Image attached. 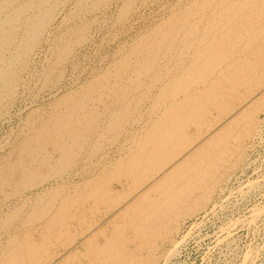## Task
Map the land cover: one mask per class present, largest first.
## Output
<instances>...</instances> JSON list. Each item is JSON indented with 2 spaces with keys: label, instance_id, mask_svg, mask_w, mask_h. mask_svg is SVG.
<instances>
[{
  "label": "rangeland",
  "instance_id": "obj_1",
  "mask_svg": "<svg viewBox=\"0 0 264 264\" xmlns=\"http://www.w3.org/2000/svg\"><path fill=\"white\" fill-rule=\"evenodd\" d=\"M42 1L11 0L0 12V27L12 34L3 60L15 73V83L0 94V264H146L142 259L150 252L160 256L153 264H264V109L256 104L241 154L217 160L218 167H230L203 209L176 222L166 237L153 226L135 233L138 222H125L128 212L119 211L151 177L264 88V80L250 91L242 82L225 96L227 112L209 104L201 119V112L189 120L180 116L184 131L175 135L177 143L155 151L139 184L124 177L136 153L154 150L150 141L161 136L157 123L181 105L170 107L182 96L186 71H194L201 32L229 16L231 0ZM23 5L26 10L8 25L5 17ZM41 15L48 18L43 25ZM25 39L30 44L23 53ZM28 147L32 155L23 151ZM17 189L21 194H14ZM200 192L189 190V199ZM28 242L34 248L22 250ZM168 248L176 253L166 260Z\"/></svg>",
  "mask_w": 264,
  "mask_h": 264
},
{
  "label": "bare ground",
  "instance_id": "obj_2",
  "mask_svg": "<svg viewBox=\"0 0 264 264\" xmlns=\"http://www.w3.org/2000/svg\"><path fill=\"white\" fill-rule=\"evenodd\" d=\"M44 1H42V2H44ZM222 1H224V0H222ZM260 1L261 0H231L230 1L231 2V5H230L231 12L229 13V16L224 18L225 15H223L221 19L219 18L220 19V20H218L219 22H216L215 24H213L214 26L212 29L208 28L209 30H207L203 34L201 32V39L202 40H200V41H202L201 42L202 46L195 53L194 57H192L193 60H195V64H194V68H193L194 71L191 72V70L189 69L193 66V64H190L186 67V69H189V70H187V71L183 70V72L186 71L187 74L184 76L183 83L179 84V87H182L181 90L182 89L183 90L178 91V93H180L182 96L180 97V99L174 100L173 101L174 104L172 103V105L170 107H173L172 110H174L175 105H180V104L181 105L176 108L177 111L175 113L172 112L170 118L168 117V119L167 118L165 119L164 123H161V124H160V122L157 123L156 128L159 130L161 136L158 137V139L155 137H153V139H151V141H150L152 143L151 146H153L154 150L151 152H148V150H150V149H147L145 147L146 149L144 148L145 150L143 152L136 153L131 158V163L129 165L127 164L128 165V171L124 177L127 176L129 179L133 178L135 185L139 184L138 181L140 179H142V175H143L144 170L146 168L147 161H148V163H150V162L154 163L153 161L155 159V157H154L155 151L158 152V151L164 149L166 147V145L170 142L178 141V140H175L177 138V136H175V135H177L180 131H181L180 133L183 134L182 133L183 126L181 127L179 125V123L181 122L180 116L187 115L188 116L187 120H189L193 117H196L198 115L197 114L198 112H201L199 115V117L201 119L202 115L208 111V108H209L208 105L209 104H211L213 107L215 106V107L220 108L222 112H227L231 106L228 104L229 102L224 103L225 102L224 100H226L225 96L228 95L229 92H232V90L234 89V86L245 83L246 90L250 91V89H252L251 87H254V86L258 87L259 84L261 85L260 82L262 80H264V4L262 6H261V4L264 2V0H262V2L259 3ZM10 3H11V0H0V12L4 8L8 7V5ZM222 3H224V2H222ZM236 3H238V4L235 5ZM37 4L38 3H36L35 5H37ZM45 5H46V3H45ZM55 5H56V3H55ZM224 5H225V3H224ZM39 6H40V4H39ZM36 8H38V7H36ZM47 9H49V8H47ZM219 9H221V8H219ZM225 9L223 8V10H225ZM261 9H262V11H260ZM24 10H26L25 5H23V7L21 6L19 9L17 8L12 14H10V15L7 14L8 16L5 17L6 18L5 21H7V24L11 25L12 19L15 16H19L20 14H22V12ZM182 11H184V10H182ZM219 12H220V10H219ZM38 15H40V14H38ZM44 15H45V13H44ZM41 17H42V15H41ZM217 17H218V15H217ZM42 18L36 17V21L37 20L38 21L43 20V22H42V25H43V23L45 24V22L48 18H46V16L45 17L43 16ZM215 18H214V20L217 19V18L216 19ZM193 22L195 23L194 20H193ZM17 26H19V25H17ZM191 26H192V29L197 27V25H194V24H192ZM245 27H248V29L246 30ZM70 28H72V27H70ZM8 29H6L5 26L0 27V94H2L4 90L7 91V89L9 87H11V85H10L11 81H13V78L15 76V73L13 71H11V69H10V63L5 62L3 60L4 59L3 58V51H5L3 49L4 43L8 42L9 40H12V39H10V36H12V34H10L11 29L10 30H8ZM220 29L223 30L221 33L219 32ZM163 31H165V30H163ZM34 32H36V31H34ZM79 32L77 34H79ZM75 33H76V31H75ZM191 34H192V32H191ZM7 39H9V40H7ZM146 39H147V37H146ZM198 40H199V37H198ZM178 42H179V40H178ZM29 44H30V41L28 39H25L24 43L21 44L22 45L21 51H23V53ZM194 45H196V44H194ZM197 48H198V44H197L196 49ZM65 49H67V48H65ZM62 51L64 54L65 51L64 50H62ZM190 57H188V58H190ZM185 60H186V58H185ZM180 63L178 62L179 65H180ZM184 65H185V63H184ZM177 75H179V74H177ZM160 82H162V81H160ZM13 83H15V82L13 81ZM199 84H203V85H199ZM163 90H164V88H163ZM76 97H78V96H76ZM231 97L232 96H230L229 99H231ZM233 98H235V97H233ZM206 103H207L206 107L203 108ZM158 104H160V103H158ZM241 104L242 105L237 109V111L233 112L231 115L229 114L230 116L227 117V120H225V119H224L225 121L223 120V123H224L223 125L213 129L210 132L208 131L207 136L206 137L204 136L203 140L198 142V143H200L199 145L195 144V146H193V147L192 146L191 147L189 146L190 148L187 147L188 149L183 154V158L177 159L176 161H174L172 163V165L170 164L171 166L169 168L167 167V169H165L164 171L156 174L154 177H151L152 179L151 180L149 179V181H147V183H145L144 187L143 188L141 187L142 188L141 190L139 189L140 190L139 192L137 191L138 193L132 199V201H129L130 200L129 199L128 200L129 203L126 202L127 204H124L122 206V208L120 207L121 209L119 211L122 210V212H123L124 210H126L128 212V216H126L124 218L125 222L127 221V223H129V224L132 222H138L137 225H135V227H134L135 233L136 232L140 233L141 228L153 226L155 228L163 229L164 233L162 232L163 233L162 235H165V237H166L172 231V229L175 228L174 224L176 222L178 223V221L185 220L188 217L196 214L199 210L203 209V207L205 205L204 203L210 199V195L216 189L217 184L221 180V177L227 172V168L230 167V165L229 166L222 165L221 167H218L217 160H222V161L226 162V155L227 154H230V156H234L235 158H237L241 154V151H242V143L241 142L243 141V139L246 136H248L250 123L254 121V120H252V118H251V120L250 119L247 120V117L249 115V111L251 112L250 108L256 104L260 107H263V109H264V88L260 89L259 92H257L255 95H253L247 101L243 100ZM231 105H232V101H231ZM64 119L67 120V117H64ZM184 120L182 118V121H184ZM63 124H64V122H63ZM255 127H256V125H252V127L250 129L251 130L250 133H253V131L255 130ZM48 130H49V128H48ZM39 135L40 134H38V135L36 134L37 137ZM188 135L184 136V137H188ZM27 137H29V135ZM32 139H33V137H32ZM28 142H29V140H28ZM28 142H26L25 145L29 144ZM231 143H233L232 146H230ZM25 145H23V146H25ZM147 145H149V144L147 143ZM179 145H181V144H179ZM218 145H219V147L217 148ZM203 147L206 148V149L204 148L206 150V155L202 153ZM29 148L30 147H28L27 149H23V148L22 149H23V151L27 150L26 154H29L30 153ZM175 148H173V149H175ZM212 148L215 149V153L210 154L209 152L211 151ZM59 149L61 150V146L59 147ZM182 151H184V150H182ZM73 153H75V152H73ZM208 154H210L211 156H209ZM30 155H32V154L30 153ZM198 156H200V157H198ZM204 156H206L205 159H204ZM163 157H166V156H163ZM170 158H172V157H170ZM163 160L164 159H162V161ZM172 160H173V158H172ZM126 161H128V160H126ZM158 162H159V160H158ZM128 163H129V161H128ZM234 164H235V160H234ZM40 165H41V163H40ZM42 165H43V161H42ZM180 166H182L181 169H178V167H180ZM123 168H124V166H123ZM221 168H222V175H219L218 173L221 170ZM13 169H14V167H13ZM124 172H125V170H124ZM26 174H28V172ZM19 180H21V179H19ZM23 182L24 181H22V183ZM29 186H31V185H27L24 187H29ZM22 187L23 186H21V188ZM173 187L176 188L175 191H171V189ZM168 189H170V191H171L170 194L167 192V191H169ZM189 190H200L201 192H200L199 196L195 194L191 197V199H189V195H190ZM20 191H21L20 189H17L14 192V194L16 192L18 194H21ZM8 192H10V191H8ZM43 207H44V205L42 206V208ZM33 216H31V217H33ZM120 217H122V216H120ZM56 218H57V216H56ZM166 223L168 225H166ZM142 224H144V225L141 226ZM124 226H126L125 223L122 224V227H124ZM139 226H141V227H139ZM117 230H119V229H117ZM151 234H154V233L152 232ZM124 239L125 238H123V240ZM132 239H134L133 235L131 236V238L127 237L122 242L123 249L130 247L129 243L133 242ZM114 240H116V238H114ZM21 244H23V243H21ZM34 245L35 244L30 243V242L24 243L23 246L21 247V249L27 251L29 249L34 248ZM167 250H169V248ZM130 251H131V248H130ZM172 252H173V254H175L176 250L175 249L173 251L169 250L167 252L168 256H166V260L170 257L169 255L172 254ZM17 253H18V251H17ZM126 257H127V255H126ZM154 257L160 258L159 255L158 256L156 255V253L150 252V254L147 255L146 257H144L142 260L145 261L146 264L157 263L156 261H158V260L155 261L153 259ZM0 262H2V260ZM10 263H11V261H10ZM10 263H8V264H10Z\"/></svg>",
  "mask_w": 264,
  "mask_h": 264
}]
</instances>
